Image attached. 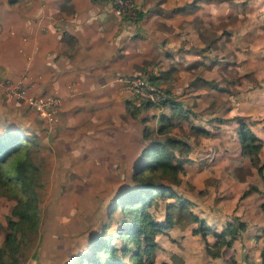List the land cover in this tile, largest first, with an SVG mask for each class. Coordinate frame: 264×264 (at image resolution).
Wrapping results in <instances>:
<instances>
[{"label": "crops", "instance_id": "obj_1", "mask_svg": "<svg viewBox=\"0 0 264 264\" xmlns=\"http://www.w3.org/2000/svg\"><path fill=\"white\" fill-rule=\"evenodd\" d=\"M134 2L139 17L131 20L108 0H0V133L41 138L47 168L58 170L50 182L58 177L74 195L85 186L76 200L93 198L97 207L134 185L151 141L171 138L182 169L170 185L190 208L157 233L162 252L178 250L160 264H176L173 256L180 264H263L264 168L261 175L243 152L240 134L246 122L264 163L263 10L258 18L239 0ZM144 72L166 91L161 105L138 103L118 79ZM5 77L31 95L59 96L56 124L7 95ZM189 213L210 226L215 246L233 216L244 231L210 248L212 256L191 214L180 223Z\"/></svg>", "mask_w": 264, "mask_h": 264}, {"label": "trees", "instance_id": "obj_2", "mask_svg": "<svg viewBox=\"0 0 264 264\" xmlns=\"http://www.w3.org/2000/svg\"><path fill=\"white\" fill-rule=\"evenodd\" d=\"M240 134L243 152L249 156L262 175L264 163H260L258 156L261 146L259 139L246 122H241ZM174 142L175 140L171 138L165 141H151L142 151V162L133 174V187L125 189L112 199L114 206L110 211L119 209L121 212L122 220L116 231L118 238L124 240L123 243L119 247L115 246L112 234L105 233L108 226L106 225L104 230L89 241L90 250L82 252L76 261L69 264H130L124 259V255L130 251L131 244L135 248L132 254L136 260L133 264H153L150 257L155 246L153 236L171 227L174 214L189 209L190 205V202L179 197L170 185L171 182L178 181V172L182 169V162L176 160L170 150L174 147ZM29 146L30 141L21 134V131L6 130L0 133V194L6 193L15 200L11 217L8 219V230L0 245V264H8L7 257L15 262L20 246L18 240L20 233L35 230L38 223V197L34 186L39 170L32 161ZM158 197L176 200L167 202L162 221L157 220L150 210ZM191 219L197 222V228L193 232L200 233L205 238L211 231L210 226L193 214ZM243 228L244 224L240 221L238 225L228 222L221 233L215 234L216 246L229 245L230 240L237 236L238 230ZM207 250L212 256L216 255L209 247ZM261 258L264 264L263 251Z\"/></svg>", "mask_w": 264, "mask_h": 264}, {"label": "rangeland", "instance_id": "obj_3", "mask_svg": "<svg viewBox=\"0 0 264 264\" xmlns=\"http://www.w3.org/2000/svg\"><path fill=\"white\" fill-rule=\"evenodd\" d=\"M239 1L243 2L245 8H247L248 11L250 10L251 14L256 15L258 18L263 15L261 11L263 10L264 13V0ZM37 116L44 124H47L38 114ZM37 120L38 123L40 122L37 128L44 130L41 121L39 119ZM25 132H21L24 137L27 136ZM29 136L32 137L30 133ZM36 140L37 141L34 143L30 141L28 150L31 157L41 165L42 171L41 178L39 177V180L37 179L36 185L34 186L38 197V223L35 230L25 231L24 234L20 233L18 237L20 246L16 253V260L12 262L10 257H7L6 261L8 264H69L72 261H76L82 252H88L90 250L89 241L95 235L99 234L102 229L104 230L106 225H108V227L105 229V233L112 234L113 243L115 246L119 247L124 241L118 238V233L116 231L117 225L121 223L122 220L121 212L119 209L110 211L112 206H114L112 199L119 193H115L111 198L110 195L106 202L98 207L95 202H93V198L76 200L77 195L79 198H82V195H84L82 190L85 186H75L76 189H74L73 193L77 195H74L72 194L73 186L66 185L63 180H60L58 177L55 178V183L50 182V176L53 173L56 174L58 170L47 168L48 164L43 158L41 138H36ZM42 164L44 167H42ZM60 173L63 174L65 172L62 170ZM129 187H133V183ZM166 202L164 198L158 197L157 202L151 207L150 210L156 219L164 220L163 217H160V212L165 213ZM14 203L15 200L9 197L8 194H0V245L3 243L4 235L8 230V219L11 217V209ZM79 204L81 206H79ZM190 214L191 213L186 216L183 215L180 219V223L185 224V222H188ZM232 220L237 221L236 225H238L239 220L237 217L233 216ZM242 230L244 231V228ZM242 230H238V234L235 238L238 237ZM206 235H208L210 240L202 237V246L206 249H208V247L217 249L218 247L215 246L214 243L212 244L213 238L210 232ZM176 237L182 239L180 234H177ZM231 238L232 237H229V239ZM158 240L159 236L156 234L154 236V242L156 241L155 246L150 254V257L153 259V264H160L161 260L168 258L169 252L171 254L173 250L178 251L175 247H172L162 252L158 247ZM180 241L183 243L184 239ZM130 248V251L124 255V259L130 264H133L136 260L135 256L132 254L135 249L134 245L131 244ZM177 248L182 249L180 245L177 246ZM173 260L176 264L181 263L175 256H173Z\"/></svg>", "mask_w": 264, "mask_h": 264}, {"label": "built area", "instance_id": "obj_4", "mask_svg": "<svg viewBox=\"0 0 264 264\" xmlns=\"http://www.w3.org/2000/svg\"><path fill=\"white\" fill-rule=\"evenodd\" d=\"M112 10L128 19L137 18V6L134 0H108ZM118 79L126 89L130 90L138 103L161 105L167 98L166 91L155 84L150 72L120 75ZM7 95L20 100L23 104L38 114L47 124L54 125L61 107V98L54 94L31 95L21 82H13L5 77L1 80Z\"/></svg>", "mask_w": 264, "mask_h": 264}]
</instances>
